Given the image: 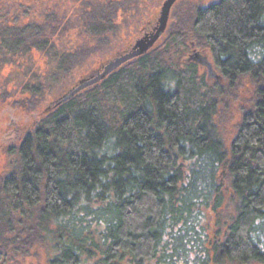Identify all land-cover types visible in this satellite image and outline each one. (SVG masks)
<instances>
[{
	"label": "trees",
	"instance_id": "trees-1",
	"mask_svg": "<svg viewBox=\"0 0 264 264\" xmlns=\"http://www.w3.org/2000/svg\"><path fill=\"white\" fill-rule=\"evenodd\" d=\"M41 2L0 0V106L35 112L91 51L73 29L99 38L118 5ZM243 89L228 148L219 116ZM13 133L2 261L48 241L49 264H264V0H179L149 51Z\"/></svg>",
	"mask_w": 264,
	"mask_h": 264
},
{
	"label": "rangeland",
	"instance_id": "rangeland-1",
	"mask_svg": "<svg viewBox=\"0 0 264 264\" xmlns=\"http://www.w3.org/2000/svg\"><path fill=\"white\" fill-rule=\"evenodd\" d=\"M86 1L87 0H42L40 4L48 7L50 10H57V7H60L62 10H65L72 16L76 17V15L81 12V4ZM100 1L106 5V2H111L112 0ZM113 1H117L118 5L116 8V15L112 21L113 28L107 33H101L99 38H96L86 32L84 33V30L79 25H77V29H73V42L75 44H84V41L86 40L91 51L89 55L82 60V63L79 64V66L72 68L52 85L48 98L39 106V108L36 109L35 112H28L7 105L0 106V175L4 172V165L7 164V148L10 145H15L17 142L16 139H14V130L23 128L30 122V120H32L33 115L44 111L52 100L74 86L79 79L88 76L93 70L101 67L103 63L112 58L117 52H125L131 43L135 42L136 39L145 34V27H149L150 30L152 26L157 24L156 21L159 16L160 7L164 0ZM192 1H198L200 6H205L214 0ZM193 50L194 48L188 53L187 58H191L190 55L193 53ZM195 50L199 51L204 56H207L208 59L213 62L211 53L208 50H198L196 48ZM134 59H131L126 63H129ZM190 60L199 64L200 73L206 72V77L208 79L207 67L200 64V62L194 58H191ZM214 69L217 73L220 72L215 65ZM171 78L173 79L174 77L171 76ZM209 79L212 81L215 78ZM236 94L237 96L233 97V100H230L229 106L224 113H222L221 109V115L218 120L220 134L228 148L236 134L237 126L245 109L244 107H246V92L244 89L241 91L237 90ZM53 255L54 250L52 248V243L42 241L35 243L26 253L11 250L6 255L7 257H3V261L0 260L2 264H49V259Z\"/></svg>",
	"mask_w": 264,
	"mask_h": 264
},
{
	"label": "water",
	"instance_id": "water-1",
	"mask_svg": "<svg viewBox=\"0 0 264 264\" xmlns=\"http://www.w3.org/2000/svg\"><path fill=\"white\" fill-rule=\"evenodd\" d=\"M176 1L177 0H164L160 7L159 16L157 18V24L153 27L151 31L146 32L143 36L136 39L129 50L108 60L98 70L91 73L90 75L79 79L77 83L74 84V86H72L66 92L62 93L54 100H52L46 109H52L58 106L59 104L66 102L83 89H86L98 83L111 72L115 71L129 60L134 59L149 51L166 31L171 9ZM190 57L192 59H196L202 65H205L207 67L209 78L220 77V75L215 71L209 59L203 54H201L199 51L193 50V53L190 55Z\"/></svg>",
	"mask_w": 264,
	"mask_h": 264
},
{
	"label": "flooded vegetation",
	"instance_id": "flooded-vegetation-1",
	"mask_svg": "<svg viewBox=\"0 0 264 264\" xmlns=\"http://www.w3.org/2000/svg\"><path fill=\"white\" fill-rule=\"evenodd\" d=\"M214 1H217V0H214ZM156 22H157V21H156ZM154 26H155V25H154ZM154 26H152V28H151L150 30H149V27H147V28L145 27L144 30H145L146 32H149V31H151V30L153 29ZM146 32H144V33H146ZM133 44H134V42L131 43V45L129 46V48H128L127 50H129V49L132 47ZM127 50H125V52H126ZM123 52H124V51H123ZM123 52H121V51H120V52H117L112 58H114L115 56H117V55H119V54H121V53H123ZM112 58H110V59H112ZM110 59H108V60H110ZM108 60H107V61H108ZM107 61H106V62H107ZM106 62H105V63H106ZM105 63H103V64H105ZM103 64H102V65H103ZM212 64H213V66H214V63H213V62H212ZM99 68H100V67H99ZM99 68H98V69H99ZM98 69L93 70L91 73L95 72V71L98 70ZM91 73H90V74H91ZM90 74H89V75H90Z\"/></svg>",
	"mask_w": 264,
	"mask_h": 264
}]
</instances>
